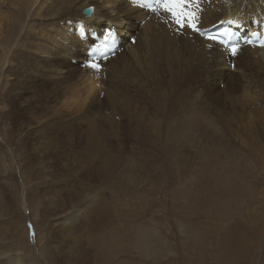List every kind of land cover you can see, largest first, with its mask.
<instances>
[{"label":"bare ground","instance_id":"obj_1","mask_svg":"<svg viewBox=\"0 0 264 264\" xmlns=\"http://www.w3.org/2000/svg\"><path fill=\"white\" fill-rule=\"evenodd\" d=\"M52 1V4L51 1L45 3V16L52 22L48 28L54 33L57 22L59 36L68 39L67 49H75L61 51V44L53 47L39 38L28 40L25 45L24 37L21 38L18 45L25 48L21 59L24 66L28 65L30 50H41L39 54L46 57L38 55L43 61L30 62L28 68L15 63L4 71V87L9 86L6 97L9 94L10 134L44 138L78 131L86 137L81 143L84 146L82 155L75 157L74 162L80 169L82 163L92 166L91 142L114 131L115 127L98 123L87 114L92 106L101 103L107 92L101 83L97 84L95 69L83 70L71 63L72 60L82 63L85 57L83 44L69 31L67 21H82L87 28L103 30L116 26L125 51L140 64L146 75L137 87L142 100L128 101L126 109L135 111L130 122L140 132L134 135L138 137L136 141L160 150L165 156V162L157 165L163 173L159 174L167 178L165 186L170 184L165 203L169 193L174 207L188 220L197 217L200 208H205L208 222L203 233L206 235L208 229L213 233V237L208 238L209 244L221 250L217 251L220 253L216 257L218 260L215 258L221 264H240L252 259V250L260 251L261 239L257 243L251 238L250 229L264 231V46H240L234 58H230L218 47L207 49L208 41L195 35L188 23L178 26L162 9L153 13L141 7L144 0ZM93 1H97L95 14L86 18L83 10ZM199 9L204 27L229 18L242 19L255 28L264 24V0H203ZM188 12L192 10L188 8ZM138 16L141 21L148 18L141 28L148 35L133 47L127 42L133 27L129 19ZM1 58L9 61V52L5 51ZM233 61H236L235 70L231 68ZM128 62L127 57L115 58L107 63L106 73L126 67ZM3 68L0 66V74ZM74 78H86L90 94L81 107L71 109L64 92ZM194 90L199 93L195 98L197 102L188 98ZM194 109L198 110L189 111ZM209 109L214 110L215 115L208 116L205 111ZM136 118L138 123L134 122ZM190 138L197 142L191 143ZM105 157L101 163L105 160L106 180L113 188L114 197L124 196L125 205L131 199L136 200L141 204L138 212L142 210L143 215L149 210L147 208L153 207L155 197L157 203L162 202V194L155 196L159 180L156 174H150L154 165L149 171H142L146 163L150 164V158L135 164L118 160L112 153ZM81 176L88 180L82 170ZM139 185L150 186L151 198L146 197ZM111 198H103L102 212L66 213L72 220H64L62 224L65 225V238L74 245L76 263L116 264L128 260L129 264H152L159 258L165 261V256L174 248L171 240L165 237L164 225L156 220L165 208L156 207L152 221L157 224L154 226L139 223L142 220L138 222V212L130 224H126L131 214L126 213L127 210L112 213L108 206ZM69 202L89 206L82 193L69 197ZM174 207L170 210H176ZM109 214L114 217L110 221ZM174 223L178 228L183 227L177 215ZM198 227L189 226L187 231L198 232ZM88 228L91 232L84 233ZM199 238L201 242L195 244V250L204 248L205 237ZM46 244L43 247L45 261L61 264L50 250V241ZM198 255L195 257L201 256Z\"/></svg>","mask_w":264,"mask_h":264},{"label":"rangeland","instance_id":"obj_2","mask_svg":"<svg viewBox=\"0 0 264 264\" xmlns=\"http://www.w3.org/2000/svg\"><path fill=\"white\" fill-rule=\"evenodd\" d=\"M46 2L52 4L53 1L0 0V30H2L0 31V56H5V51L9 52V61L2 60V58L0 60V66L4 67L0 74V264H48L43 256V247L47 245V241H50V250L61 264H77L74 245L65 238V225L62 222L72 220V218L66 216L67 212L78 215H83V212L90 213L94 210L102 212L103 198L112 197L108 204V206H111L110 211L112 213L127 210L126 213H130L131 217L126 224H130V220L139 211L141 204L131 199L129 204L125 205L123 204L124 196H113V188L106 180L105 155L107 153L114 154L118 160H128L135 164L144 163L150 158V164L146 163V168L142 171H149L151 165H154V169L150 174H156L159 180V190H157L155 196L162 194L164 199L161 203H157L155 197L152 207L154 209L147 208L149 210L144 215L141 210L136 217H139L138 222L142 220L139 223L154 226V224H157L152 221V219L155 220L156 207L161 205L165 208L163 213H159V215H163L159 216L157 214L156 220L164 225L165 237L171 240L174 248L171 250V254L165 256V261L159 258L152 264H221L216 258L221 250L214 248L213 243L210 242L211 245L209 244L213 233L209 229L206 231V235L203 233V230L207 229L206 224L208 222L205 208L203 210L200 208V214L194 219L188 220L187 216L185 217L182 213H179L181 212L180 209L174 207L175 204L169 193L168 202L165 203V193L170 188V184L167 183L165 186L167 178L165 175H160L163 173L157 166L159 162H165V156L160 150L140 145L136 141L137 136L134 138L135 133L140 132L130 122L133 121L135 111L126 109V103L130 100H142L137 87L146 75L141 70L140 64L130 57L126 51L118 55L116 59L120 60L127 57L129 59L128 65L116 70H109L106 73V79L103 78L100 83L103 85L105 93H107L101 98L100 104L92 106L87 112L94 121L106 125L112 124L115 127L114 131L103 134L98 140L91 142L89 150H91L92 166L87 167L86 163H82L80 169L74 162L75 157L82 155L83 150L81 148H84V146L81 143L86 137L78 131L73 133H70V131L62 132V134L49 135L44 138L10 134L9 101H7L9 100V94L6 97V93H9V86L4 87V80H6L3 75L4 71L8 65L10 69L15 63L23 65V68H28L30 62L43 61V58L38 56L41 55L39 54L41 50H30L32 54H30L28 65L24 66L22 64V53L25 48L18 45L21 38L24 37L25 45H27L28 40L32 41L39 38L53 47L61 44L59 47L61 51L72 52L75 49H67L68 39L59 36V25L55 20L56 25L53 28L55 31L52 30L54 33L51 34L48 26L50 25L49 22H52L50 18L45 16L47 11ZM96 3L97 1H93L86 7L94 6ZM76 5H79V2ZM39 14H42V16ZM141 19L140 16L129 19L133 25L132 36L138 37L135 46L144 41V38L148 35L145 29H138L136 25V22L141 21ZM60 24L62 25V23ZM41 56L46 57L45 54ZM193 84L195 85V82ZM64 94L71 109L81 107L90 94L89 81L86 78H74L67 85ZM198 95L197 90L189 93V101H196L195 98ZM150 107L152 105H148V108ZM196 110L198 109L189 111ZM205 112L208 116L215 115V111L211 109ZM182 113L184 114V112ZM134 122L138 123L137 118ZM190 141L191 143L197 142H194V140L192 142L191 138ZM102 158L105 159L104 163H101ZM81 170L88 180L82 178ZM75 171H78V173L75 174ZM139 188L144 189L147 198H151L149 185H139ZM77 193L85 195L89 206L85 207L83 203L79 202L70 204L69 197L75 196ZM171 206L176 210H170L172 209ZM201 213L205 215L202 216ZM176 215L182 221V228L175 226L174 217ZM110 216L109 214V221L114 218ZM212 223L211 221V225ZM189 226L192 228L199 226L198 232L187 231ZM250 230L251 238L253 237L257 243L261 239L258 243V249L261 247L259 249L261 252L253 249L251 255L253 260L249 257L250 260L242 261L240 264H263L264 231L262 232L261 229L257 230L253 227ZM86 232H91V229L88 228L84 233ZM255 233L257 236L259 234L258 240L256 239L257 236L253 235ZM200 236L205 237L203 238L204 242H202L204 248L195 250V244L201 242ZM179 249L182 250L179 251ZM208 252L209 254L206 255ZM198 254H201V256L196 258L195 256H199ZM127 261H124V263L117 261L116 264H129ZM92 263L87 261V264ZM133 264L137 263L134 262Z\"/></svg>","mask_w":264,"mask_h":264},{"label":"snow or ice","instance_id":"obj_3","mask_svg":"<svg viewBox=\"0 0 264 264\" xmlns=\"http://www.w3.org/2000/svg\"><path fill=\"white\" fill-rule=\"evenodd\" d=\"M193 0H144L141 7L148 9L153 13H157L162 9L165 13L170 14L173 17L174 22L178 26H185L188 23L194 30L196 29V14L194 12H188V7L192 4ZM111 38V34L106 36L103 41L96 48L93 49L95 53H106L107 44L106 42ZM210 40H215V37H209ZM238 45L231 44L229 46V51L233 56L236 55ZM89 67L99 70L100 65L95 62V57L93 58V63Z\"/></svg>","mask_w":264,"mask_h":264},{"label":"water","instance_id":"obj_4","mask_svg":"<svg viewBox=\"0 0 264 264\" xmlns=\"http://www.w3.org/2000/svg\"><path fill=\"white\" fill-rule=\"evenodd\" d=\"M93 11H94L93 7L86 8V9L83 10V14L86 17H90L92 15Z\"/></svg>","mask_w":264,"mask_h":264}]
</instances>
